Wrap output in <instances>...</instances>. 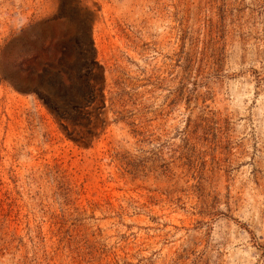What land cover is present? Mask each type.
Listing matches in <instances>:
<instances>
[{
    "label": "rangeland",
    "instance_id": "rangeland-1",
    "mask_svg": "<svg viewBox=\"0 0 264 264\" xmlns=\"http://www.w3.org/2000/svg\"><path fill=\"white\" fill-rule=\"evenodd\" d=\"M0 264H264V0H0Z\"/></svg>",
    "mask_w": 264,
    "mask_h": 264
},
{
    "label": "trees",
    "instance_id": "trees-1",
    "mask_svg": "<svg viewBox=\"0 0 264 264\" xmlns=\"http://www.w3.org/2000/svg\"><path fill=\"white\" fill-rule=\"evenodd\" d=\"M88 77L90 78H92V76H91V74H88ZM93 87L94 86H91L90 85V89H91V91H92V89H93ZM95 101V96H93L92 94H90V103H93ZM58 109V108H57ZM60 119H63L67 124L68 123H71V120H70V118L68 117V116H65V115H63L61 112L59 113V116H58ZM62 127V129L64 130V131H67V129H68V127L65 125V126H61ZM73 134H75V135H77V136H79L80 135V137H81V139H83V135H81V132H76V130H75V128H73L72 130H71V132H69L68 133V136L69 137H72V135Z\"/></svg>",
    "mask_w": 264,
    "mask_h": 264
}]
</instances>
